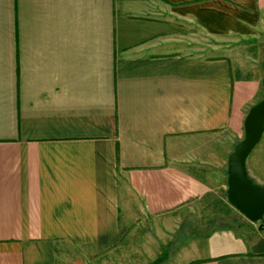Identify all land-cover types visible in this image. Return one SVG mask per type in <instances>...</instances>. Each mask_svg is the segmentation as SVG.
Listing matches in <instances>:
<instances>
[{
    "label": "crops",
    "instance_id": "1",
    "mask_svg": "<svg viewBox=\"0 0 264 264\" xmlns=\"http://www.w3.org/2000/svg\"><path fill=\"white\" fill-rule=\"evenodd\" d=\"M263 79L264 0H0V264H264Z\"/></svg>",
    "mask_w": 264,
    "mask_h": 264
},
{
    "label": "water",
    "instance_id": "2",
    "mask_svg": "<svg viewBox=\"0 0 264 264\" xmlns=\"http://www.w3.org/2000/svg\"><path fill=\"white\" fill-rule=\"evenodd\" d=\"M264 84V79H263ZM245 134L228 158L227 197L231 205L264 228V185L254 182L247 160L264 135V98L253 105L245 118Z\"/></svg>",
    "mask_w": 264,
    "mask_h": 264
},
{
    "label": "rangeland",
    "instance_id": "3",
    "mask_svg": "<svg viewBox=\"0 0 264 264\" xmlns=\"http://www.w3.org/2000/svg\"><path fill=\"white\" fill-rule=\"evenodd\" d=\"M254 181V180H253ZM254 182H256V183H258L257 181H254ZM261 184V183H260ZM190 215V214H189ZM183 218V217H182ZM182 218H181V220H182ZM194 219H195V215L194 214H191L190 216H188V219L187 220H185L186 221V223H185V221L183 222L182 221V224L180 225L181 227H180V229L178 228L177 230H178V233H177V235L172 239L173 241V243L170 245V249H171V252L173 251H176V248L181 244V242H182V239H185L184 237L185 236H189V234H190V232L193 230V231H195V229H191V228H189L188 226H187V224L188 223H193L194 222ZM201 230L202 231H204V230H207L206 229V227H203V228H201ZM188 234V235H187ZM150 237V236H149ZM147 238H148V236H143L142 237V241L144 242V243H146V241H147ZM139 240H141V238L139 239ZM144 243H140V244H137L138 245V247L140 248H143L144 246H145V248L148 246V244L147 245H145ZM138 248V249H139ZM139 249L138 250V253L139 254H137V255H145V253H144V251H143V249ZM146 252V251H145ZM172 252V253H173ZM171 253V254H172ZM165 261V260H164ZM137 262H141V264H143L144 262H147L146 260H142V261H137V260H135L134 261V263H132V264H137ZM156 263L157 261H151V263L150 264H153V263ZM162 262V261H161ZM161 262H160V264H161ZM175 262V261H174ZM176 262H177V260H176ZM162 263H164V262H162Z\"/></svg>",
    "mask_w": 264,
    "mask_h": 264
}]
</instances>
